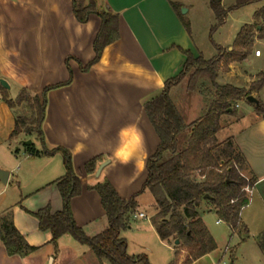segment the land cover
Returning a JSON list of instances; mask_svg holds the SVG:
<instances>
[{
    "label": "crops",
    "instance_id": "1",
    "mask_svg": "<svg viewBox=\"0 0 264 264\" xmlns=\"http://www.w3.org/2000/svg\"><path fill=\"white\" fill-rule=\"evenodd\" d=\"M192 1L96 0L98 8L118 15L119 38L82 73L80 65H86L94 56L92 43L100 26L98 16L92 14L85 24L78 23L71 0H0V79L9 86V99H16L22 88L30 95H39L46 86L66 82L68 62L72 81L47 93L42 131L48 149L60 146L72 154L81 193L70 201V209L76 225L88 237L107 227L100 198L88 189L90 186L107 180L124 200L142 189L146 162L159 144L143 105L157 97L164 82L179 72L184 60L179 49L189 51L193 57L201 55L185 18L193 10ZM183 7L186 10L180 14ZM254 57H261V53ZM220 78L219 74V85L244 87L220 83ZM243 102H236L233 115L220 117L221 126L228 127L223 140L231 137L242 153L247 168L241 175L256 180L250 191L261 210L260 218H264V120L250 103L240 112ZM13 129L14 112L0 99V170L8 173L6 184L0 182V214L9 210L17 232L36 250L24 258L8 256L0 241V264H95L89 249L69 235L60 237L53 246L50 232L39 230L30 213L46 206L51 214L61 211L62 200L55 183L64 176L65 169L59 154H27L21 141L31 140L37 150H41L40 144L34 135L10 139ZM95 157H101L96 169L109 160L98 177L96 169L92 174L84 172V164ZM146 192L136 198L137 209L131 219L143 214L139 199ZM241 221L239 230L245 231Z\"/></svg>",
    "mask_w": 264,
    "mask_h": 264
},
{
    "label": "trees",
    "instance_id": "2",
    "mask_svg": "<svg viewBox=\"0 0 264 264\" xmlns=\"http://www.w3.org/2000/svg\"><path fill=\"white\" fill-rule=\"evenodd\" d=\"M259 1L261 0H239L237 6ZM209 7L215 16L216 26L221 25L225 18L221 0H209ZM71 8L74 19L80 24H85L92 14L100 19V26L92 43L94 56L86 65H80V71L85 73L98 62L104 48L118 40V15L98 8L96 0H88L86 3L84 0H71ZM262 19L264 8L254 15V22ZM256 27L257 25L252 24L244 25L231 49L219 48L218 54L209 60L203 59L201 55L193 57L189 51L179 49L184 58L179 72L164 82L157 97L143 105L159 144L146 162L147 175L142 189L124 200L107 180L90 186L88 189L98 194L107 220V227L92 237L86 236L76 225L70 209V201L81 193V183L72 165V154L60 146L48 149L42 131L47 93L68 86L72 81L67 60L65 65L68 80L44 87L39 95H30L22 88L16 99L11 100L6 90L0 87V99L14 112V129L9 138L17 139L20 135L29 138L34 135L41 150H37L33 144L23 145L27 154L46 157L59 154L62 158L65 174L55 183L62 200L61 211L51 214L50 207L46 206L30 213L36 218L39 230L50 232L53 246L60 237L69 235L89 249L95 264H136L144 261V257L127 255L126 243L119 237V233L128 226L137 209L136 198L145 190L153 199V229L161 241L169 238L174 242L177 240L179 243L175 245V257L185 251V262L188 264L216 249L213 238L199 217L198 207L202 202L211 204L217 218L228 224L233 231L238 229L240 210L247 204L244 189L252 188L256 180L241 175L247 167L233 139L228 137L217 142L216 135L221 129L220 117L233 115L237 101L245 100L252 92L259 91L264 85V76L256 86L251 85L247 91L228 84L219 85L216 79L223 67L227 69L230 64L241 62L250 54L254 41L253 29ZM262 31L264 27L260 26L258 32L261 34ZM185 78L186 90L197 92L206 106L205 114L189 126H186L169 96L170 89ZM23 103L26 104L25 115H20L15 107ZM254 111L264 120V103L254 105ZM186 130L185 146L181 147L178 137ZM99 161L101 157L87 161L84 172L92 174ZM204 196L208 198L205 199ZM0 241L8 256L24 258L36 250L17 232L9 210L0 214ZM258 244L264 254V232L261 233Z\"/></svg>",
    "mask_w": 264,
    "mask_h": 264
},
{
    "label": "rangeland",
    "instance_id": "3",
    "mask_svg": "<svg viewBox=\"0 0 264 264\" xmlns=\"http://www.w3.org/2000/svg\"><path fill=\"white\" fill-rule=\"evenodd\" d=\"M84 1L86 3L88 0ZM238 1L221 0L225 18L219 26H216V19L209 7V1L207 3L205 0H193V10L190 14H186L185 18L190 24L191 38L205 60L214 58L218 54L219 48L223 50L231 49L238 32L244 25H257L256 29H253L254 41L250 54L243 61L232 63L231 69L223 67L219 72L221 76L220 83H233L237 86H244L243 88L247 91L251 85L256 86L264 76V38H258L259 36L264 37V31L261 34L258 32L260 26L264 27V19L254 22L255 13L264 8V0L243 6H237ZM184 10L186 8H180V14H184ZM256 50L261 53V57H254ZM229 76L231 80L228 78ZM246 79L250 82L245 83ZM186 82L187 78L182 80L169 96H171L170 99L182 116L184 123L189 126L205 114L206 106L197 92L186 90ZM249 95L258 100V103L264 102V85L259 89V93L254 91ZM246 102L245 99L239 110L240 112L245 110V106L248 104ZM15 110L18 114L25 115L26 104L16 106ZM221 120L223 122L225 117ZM220 130L216 135L217 142L223 141L224 135L228 132V127L224 124ZM186 133L187 130L178 137V144L181 147L185 146L183 143ZM34 144L37 146L36 143ZM244 192L248 204L240 210L239 222L242 219L241 222L245 226V231L239 230L241 229L240 224H238V229L235 231L223 221L216 224L218 218L213 206L206 202L201 203L199 208L200 219L213 238L216 250L194 264H264V256H262L258 244L259 237L264 232V218L259 216L261 210L257 208L252 192L248 193V188H245ZM139 205L140 211L146 219H130L128 226L119 233V237L126 243L127 255L145 258L144 261H139L136 264H180L181 257H183L182 264H188L185 262L187 253L184 254L185 251H181L175 257L174 240L169 238L161 241L153 229L151 218L155 215V212L153 210V199L149 192L140 197ZM91 256L93 257L92 254ZM93 260L95 262V259Z\"/></svg>",
    "mask_w": 264,
    "mask_h": 264
},
{
    "label": "water",
    "instance_id": "4",
    "mask_svg": "<svg viewBox=\"0 0 264 264\" xmlns=\"http://www.w3.org/2000/svg\"><path fill=\"white\" fill-rule=\"evenodd\" d=\"M0 87H2L3 89L5 90H8L9 89V86L7 84V82L3 79H0ZM246 101L250 104H254V105H258V100H256L253 96L251 95H248L246 97ZM31 140H24V141H21V144L24 145V146H30L31 145ZM109 164V160H106L104 162H102L96 169L95 171V177H98L101 173V171L104 169V167H106L107 165ZM7 178H8V173L6 171H3V170H0V182L3 183V184H6V181H7ZM204 198H208V196H204ZM179 242L176 240L174 242L175 245H177Z\"/></svg>",
    "mask_w": 264,
    "mask_h": 264
},
{
    "label": "built area",
    "instance_id": "5",
    "mask_svg": "<svg viewBox=\"0 0 264 264\" xmlns=\"http://www.w3.org/2000/svg\"><path fill=\"white\" fill-rule=\"evenodd\" d=\"M260 55V52L258 51V50H256L255 52H254V56H259ZM251 191H250V189H248V193H250ZM247 198V197H246ZM248 204V203H247ZM247 204L245 205V206H247ZM244 206V207H245ZM243 208V207H242ZM241 208V209H242ZM134 217H136V218H141V219H145L146 217L143 215V214H137L136 216H134ZM222 221L221 220H217V223H221Z\"/></svg>",
    "mask_w": 264,
    "mask_h": 264
}]
</instances>
